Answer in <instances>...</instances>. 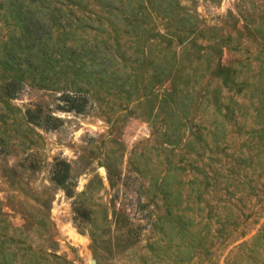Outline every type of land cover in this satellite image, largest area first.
Wrapping results in <instances>:
<instances>
[{
	"label": "rangeland",
	"instance_id": "1",
	"mask_svg": "<svg viewBox=\"0 0 264 264\" xmlns=\"http://www.w3.org/2000/svg\"><path fill=\"white\" fill-rule=\"evenodd\" d=\"M0 264H264V0H0Z\"/></svg>",
	"mask_w": 264,
	"mask_h": 264
},
{
	"label": "trees",
	"instance_id": "2",
	"mask_svg": "<svg viewBox=\"0 0 264 264\" xmlns=\"http://www.w3.org/2000/svg\"><path fill=\"white\" fill-rule=\"evenodd\" d=\"M69 101V100H66ZM77 111H80L82 108H76ZM39 110L35 109V110H31V109H27L26 110V116L28 118V120L30 122L36 123V124H40L41 123V119L39 117ZM64 182V176L58 179V183H62Z\"/></svg>",
	"mask_w": 264,
	"mask_h": 264
}]
</instances>
